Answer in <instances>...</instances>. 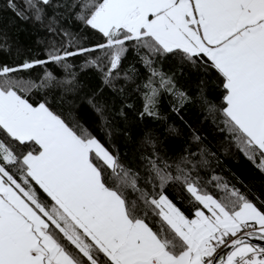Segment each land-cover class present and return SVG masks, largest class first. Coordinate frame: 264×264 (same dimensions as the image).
Listing matches in <instances>:
<instances>
[{"label": "snow or ice", "instance_id": "6c2138e0", "mask_svg": "<svg viewBox=\"0 0 264 264\" xmlns=\"http://www.w3.org/2000/svg\"><path fill=\"white\" fill-rule=\"evenodd\" d=\"M4 11L62 39L48 42L46 59L0 63V264H264V246L252 242L264 241V202L215 176L225 195L211 194L186 158L175 174L167 161L150 159L141 184L140 174L90 130L69 123L46 99L30 102L42 88L76 91L75 73L58 81L45 71L39 82L22 75L48 64L67 71L69 58L84 56L106 87L122 93L114 82L135 50L149 70L139 113L144 118L157 115L162 92L178 102L177 113L189 99L158 66L163 61L214 74L222 104L217 109L202 89L204 103L220 113L239 150L264 172V0H0ZM64 14L103 42L77 46L59 23ZM8 47L0 28V52ZM89 103L96 107L95 94ZM97 111L103 115V106ZM156 181L161 188L181 182L191 216L147 187Z\"/></svg>", "mask_w": 264, "mask_h": 264}, {"label": "trees", "instance_id": "16d2710c", "mask_svg": "<svg viewBox=\"0 0 264 264\" xmlns=\"http://www.w3.org/2000/svg\"><path fill=\"white\" fill-rule=\"evenodd\" d=\"M49 12L54 14L56 9H50ZM59 23L73 34L77 46L92 47L103 42L99 34L84 29L68 14L59 17ZM0 28L7 33L9 46L8 50L0 52V63L13 66L25 59H46L48 42L62 39L59 35L53 37L44 27L18 20L10 11L0 14ZM68 62L73 66L67 71L55 64H48L37 65L22 75L39 82L44 78L45 71H48L58 81H64L70 79L71 72L76 74L79 88L74 92H65L59 86L34 90L29 96L30 102L36 104L46 99L53 110L69 123L90 130L118 154L122 163L140 174L141 184L150 175V159L167 161L173 165L171 171L175 174V165L186 158L191 162L188 167L195 164L194 175L211 194L220 198L225 195L222 188L216 187L217 182L212 180L215 176L222 184L238 188L257 204L264 202L261 197L264 192V172L239 150L225 128L223 117L218 111H211L202 99L203 89V96L217 109L222 104L223 89L214 74L205 76L202 71L182 65L176 59L163 61L158 66L163 72L174 76L177 87L189 99L177 113L173 108L178 102L169 93L162 92L155 105L157 115L141 118L139 113L145 104L142 86L149 70L135 50H130L122 60L119 79L114 82L117 89L123 88L122 93L106 87L102 75L85 65L84 56L71 57ZM94 94L96 107L89 103ZM100 106L104 108L103 115L97 111ZM121 110L127 113L126 117L118 115ZM108 132H111V136ZM147 187L155 192L163 191L191 216L192 204L181 182L171 181L161 188L159 181H156L154 188L152 185Z\"/></svg>", "mask_w": 264, "mask_h": 264}, {"label": "water", "instance_id": "95a60500", "mask_svg": "<svg viewBox=\"0 0 264 264\" xmlns=\"http://www.w3.org/2000/svg\"><path fill=\"white\" fill-rule=\"evenodd\" d=\"M253 243H256L260 246H264V241H252ZM224 251H227V249H224Z\"/></svg>", "mask_w": 264, "mask_h": 264}]
</instances>
